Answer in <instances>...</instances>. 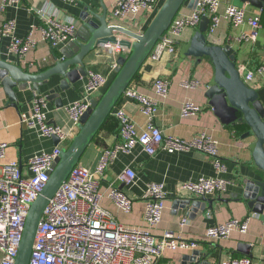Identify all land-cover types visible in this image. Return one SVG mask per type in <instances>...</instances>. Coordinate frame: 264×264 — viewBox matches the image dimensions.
<instances>
[{
    "label": "crops",
    "instance_id": "0c3cea01",
    "mask_svg": "<svg viewBox=\"0 0 264 264\" xmlns=\"http://www.w3.org/2000/svg\"><path fill=\"white\" fill-rule=\"evenodd\" d=\"M164 0L158 1L157 10ZM1 3V0H0ZM245 7L248 16H259L261 27L254 31L248 24L233 25L222 16L215 32L208 31L205 36L209 43L226 45L232 41L235 51V61L241 72L242 78L249 71L264 64V0H224L219 13L224 14L227 4ZM114 0H77L68 2L64 0H23L20 3L2 8L0 5V26L7 20L16 21L15 34L26 37L33 25L44 24L34 9L50 8L56 11L57 17L73 18L80 32L84 26V15L92 8L99 15L107 14L109 24L117 27L114 33L119 38L135 39L141 35L149 25L154 13L141 11L135 16L115 18L112 14ZM31 7L34 9L32 10ZM194 5L188 2L182 7L180 13L189 14L194 10ZM200 25V24H199ZM197 27H188L176 38V53L165 55L160 60L148 58L139 73L130 85V88L146 95H155L154 82L157 78H165L170 83V92L167 98L160 99L159 110L155 124L165 135H172L190 139L203 132L210 134L218 141L220 157L225 165V170L218 172L213 158L198 150H183L170 153L160 149L155 155L148 154L141 145H137L130 152H119L114 162L109 166L102 179L103 187L109 183H116L132 199L133 209L130 213L119 211L115 204L104 198L103 206L111 211L117 221L128 226H143L145 224V191L150 182L163 183L168 191V199L162 221L154 230L160 236L166 230H172L188 241H198L195 249L170 250L164 254L162 261L172 264H198L185 259L186 255L194 250L209 253V264H216L221 260L239 257H250L253 264H262L264 257V208L261 212L255 211L248 204L245 197L247 193L255 191V185L264 182V171L257 167L252 145L256 141L254 135L247 132H238L235 125L224 124L215 114L206 96L211 84L215 67L212 60L205 55L199 56L190 52L192 39L199 31ZM129 33L131 35H129ZM242 34L253 37L250 40H238ZM40 38V32L36 31ZM10 38L4 36L0 41V58L6 62L19 64L25 71L40 73L54 66L57 60L64 57V49L69 42L53 47L49 42L41 40L34 48L22 57L9 51ZM70 51H68L69 53ZM92 53L87 58L88 70H93L112 81L116 72L117 61L120 53L110 50ZM96 54V55H95ZM62 76L52 75L40 86V91L31 86L16 87L19 105L14 106L9 101V96L0 82V142H7L6 157L2 162H17L24 174L27 172L29 159L40 151H51L55 145V138L40 135L37 128L21 124L22 113H31L33 109V96L37 91L48 101V121L51 124L69 129L71 122L65 106L78 100L84 90L87 77L82 78L68 88L61 87ZM184 80L195 81V86L185 88ZM250 87L258 91L259 98L264 105V74H255L254 78L246 81ZM191 99L202 106V111L194 116L184 117L181 107L184 101ZM63 103V104H62ZM119 108H124L142 130L146 127L147 117L142 112L138 103L123 96L114 111L107 119L93 143L84 154L81 163L91 169L97 165L102 152L113 147L122 140L120 123L115 116ZM250 130V129H249ZM126 167H131L137 174L133 185L128 186L117 180V175ZM221 177L227 180L226 190L206 195L209 203L206 209L199 212H190L184 209L178 200L181 198H200L183 189L187 181H197L200 177ZM252 185L253 187L249 186ZM184 217L188 222L181 224ZM232 218H250L249 228L246 233L233 231L230 237L220 240H211L206 237L209 227L223 223ZM204 255V254H203ZM201 255V259L204 256Z\"/></svg>",
    "mask_w": 264,
    "mask_h": 264
},
{
    "label": "built area",
    "instance_id": "2783aa9c",
    "mask_svg": "<svg viewBox=\"0 0 264 264\" xmlns=\"http://www.w3.org/2000/svg\"><path fill=\"white\" fill-rule=\"evenodd\" d=\"M23 0H1V7L12 6ZM30 1V0H27ZM75 2L77 0H64ZM159 0H114L112 14L115 18L135 16L141 11L150 14L157 12ZM224 0H199L191 13L178 15L170 28L154 47L150 58L160 60L165 55L176 53V38L188 27H197L204 16L210 19L208 32L213 34L222 16L233 25L248 23L254 31L261 27L259 16H248L245 7L227 4L224 14L219 7ZM33 10L34 8L31 7ZM44 24L33 25L26 37L15 34L16 21H5L0 26V41L4 36L10 38L9 51L22 57L34 48L41 40L49 42L53 47L77 39V24L73 18L61 19L56 11L34 9ZM40 32V38L35 35ZM253 39L251 35L242 34L238 40ZM103 48L129 54V50L119 42H107ZM264 51V45L262 46ZM255 74H264V64L256 71L244 75L250 81ZM195 81L184 80L185 88L195 86ZM108 85V78L93 70H88L87 82L81 97L65 106L71 122L69 129L51 124L48 121V101L45 96L35 91L31 113H22L20 123L37 128L40 135L59 139V144L51 151H40L28 161L24 174L17 162H2L6 157L7 142H0V264H16L18 250L23 236L26 217L31 203L38 197L49 180V172L58 159L63 148L67 147L79 129L82 116L89 111L92 99H97ZM170 83L165 78H157L154 82L155 95H146L128 87L125 96L134 100L147 117L146 127L140 130L124 108H119L115 116L120 123L122 140L113 147L105 149L94 169L82 163L77 164L68 178L61 184L45 207L39 223L33 252L29 264H172L162 261L164 254L170 250L195 249L198 241H188L172 230H166L156 236L154 230L162 221L166 208L168 191L163 183L150 182L145 191V224L128 226L117 221L116 216L106 209L102 201L109 198L119 211L130 213L133 199L116 183L103 187L102 179L106 170L114 162L119 152H130L137 145L150 155L163 149L170 153L183 150H198L213 158L218 172L225 170L220 157L218 141L212 135L203 132L190 139L165 135L155 124L160 99L167 98ZM202 106L191 99L183 102L181 114L184 117L197 115ZM137 174L131 167H126L117 175V180L131 186ZM227 180L221 177L202 176L197 181L184 182V190L197 196H206L223 192ZM188 222L184 217L181 224ZM250 218H232L217 223L206 231V237L220 240L230 237L233 231L246 233ZM216 264H253L250 257H239L221 260ZM264 264V257L262 260Z\"/></svg>",
    "mask_w": 264,
    "mask_h": 264
},
{
    "label": "water",
    "instance_id": "95a60500",
    "mask_svg": "<svg viewBox=\"0 0 264 264\" xmlns=\"http://www.w3.org/2000/svg\"><path fill=\"white\" fill-rule=\"evenodd\" d=\"M198 1L189 0V4L195 7ZM187 2L188 0H164L147 28L141 35H135V39L117 37L114 32L118 28L109 24L107 14L99 15L90 8L84 15L83 29L80 32L77 31V39L70 41L65 47L64 57L57 60L54 66L40 73L27 72L19 64L6 62L0 58V82L9 96V102L18 106L16 87L31 86L40 91V86L45 81L52 75L58 74L62 76L61 87L68 88L69 83L74 84L87 77V58H90L92 53L100 54L99 52L105 51L103 44L119 42L129 50V54L119 57L115 68L116 74L107 89L97 99H92L91 108L82 116L78 131L69 145L62 149L53 169L49 172V180L31 203L16 264L30 263L36 232L49 200L68 178L72 169L81 163L87 149L150 57L154 47L163 39L174 18ZM209 23L210 19L204 16L189 48L190 52L196 55L208 56L214 64L215 72L206 96L215 114L224 124L249 126L250 130L247 134L254 135L256 138L252 145L254 159L257 167L264 171V105L258 91L250 87L242 78L235 61L232 41L229 40L226 45L208 42L205 34ZM53 138L56 145L59 144V139L56 136ZM250 187L253 186L250 185ZM245 197L250 207L261 212L264 208V182L256 184L255 191L247 193ZM178 203L184 209L194 213L199 212V209L205 210L207 203L211 204L206 196L181 198ZM201 255L204 256L203 260H200ZM209 256V253L194 250L192 254L186 255L185 259L193 263L209 264L207 259Z\"/></svg>",
    "mask_w": 264,
    "mask_h": 264
},
{
    "label": "trees",
    "instance_id": "16d2710c",
    "mask_svg": "<svg viewBox=\"0 0 264 264\" xmlns=\"http://www.w3.org/2000/svg\"><path fill=\"white\" fill-rule=\"evenodd\" d=\"M109 84L110 83H108V85ZM108 85L104 88L103 92L107 89ZM235 128L238 130V132H247L250 129L247 124L235 125Z\"/></svg>",
    "mask_w": 264,
    "mask_h": 264
}]
</instances>
